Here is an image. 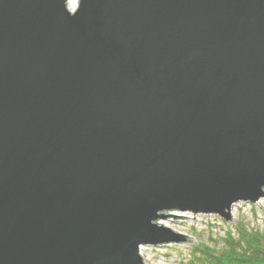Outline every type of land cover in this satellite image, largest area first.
I'll use <instances>...</instances> for the list:
<instances>
[{"label":"water","instance_id":"1","mask_svg":"<svg viewBox=\"0 0 264 264\" xmlns=\"http://www.w3.org/2000/svg\"><path fill=\"white\" fill-rule=\"evenodd\" d=\"M70 1L0 0V264H145L263 200L264 0Z\"/></svg>","mask_w":264,"mask_h":264},{"label":"rangeland","instance_id":"2","mask_svg":"<svg viewBox=\"0 0 264 264\" xmlns=\"http://www.w3.org/2000/svg\"><path fill=\"white\" fill-rule=\"evenodd\" d=\"M75 5L76 2H74L73 7ZM250 210L249 206L243 204L236 206L232 210L233 220L231 223H225L216 216L173 213L174 216L187 217L189 219L174 220L173 218H169L168 220L160 221L159 224L166 226L176 233L192 238L194 243L159 247L145 246L142 254L144 256L143 260L147 262L145 264H189V255L194 245H207L211 248H218L215 240L222 237L231 224L242 220L251 224L253 218Z\"/></svg>","mask_w":264,"mask_h":264},{"label":"trees","instance_id":"3","mask_svg":"<svg viewBox=\"0 0 264 264\" xmlns=\"http://www.w3.org/2000/svg\"><path fill=\"white\" fill-rule=\"evenodd\" d=\"M251 224L237 221L215 242L218 248L194 245L189 264H264V210L251 208Z\"/></svg>","mask_w":264,"mask_h":264},{"label":"built area","instance_id":"4","mask_svg":"<svg viewBox=\"0 0 264 264\" xmlns=\"http://www.w3.org/2000/svg\"><path fill=\"white\" fill-rule=\"evenodd\" d=\"M239 205V204H238ZM237 205V206H238ZM243 205H245V206H249L250 208H256L257 209V213H258V220H259V222L261 221V217H259L261 214L259 213V211H261V210H264V199L263 200H261V201H259L257 204H255V205H250V204H243ZM236 208V207H235ZM251 211V210H250Z\"/></svg>","mask_w":264,"mask_h":264},{"label":"bare ground","instance_id":"5","mask_svg":"<svg viewBox=\"0 0 264 264\" xmlns=\"http://www.w3.org/2000/svg\"><path fill=\"white\" fill-rule=\"evenodd\" d=\"M75 1H76V0H71V1H70V6H71V7H73ZM143 251H144V248H141L140 253H141V256H142V257H144V256L142 255V254H143ZM145 262H146V261H145ZM146 263H147V262H146Z\"/></svg>","mask_w":264,"mask_h":264}]
</instances>
